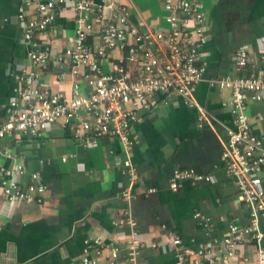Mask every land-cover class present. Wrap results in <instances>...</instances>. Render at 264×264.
Wrapping results in <instances>:
<instances>
[{"label": "crops", "instance_id": "obj_1", "mask_svg": "<svg viewBox=\"0 0 264 264\" xmlns=\"http://www.w3.org/2000/svg\"><path fill=\"white\" fill-rule=\"evenodd\" d=\"M204 1L207 73L195 93L198 106L189 107L174 95L168 105L141 116L133 129L139 141L131 153L138 180L131 181L124 173L127 155L116 139H103L85 149L69 131L55 124L43 138L0 140V164L23 165L25 184L31 173L39 172L48 187L43 204L24 203L15 211L0 195V264H74L81 258L84 240L92 237L123 245L130 229L115 227L112 221L123 217L126 209L138 222L140 238L146 244L143 264H175L171 232L179 235L190 253L206 244L204 230L194 218L196 212L211 218L214 236L221 239L231 224H249V209L221 162L226 128L233 126L230 108L224 104H229L232 94L211 86L210 81L238 74L234 66L239 49L249 52L256 67L260 64L264 0ZM133 3L137 19L151 21L165 14L160 0ZM22 8V0H0V123L16 86L10 73L28 66V50L17 20ZM74 28L75 13L68 9L56 23L57 35L48 33L57 51L70 44ZM122 56L116 52L111 61L118 64ZM104 68L110 71L111 63ZM55 73V69L51 71L45 82L60 88ZM203 113L207 114L205 122L200 120ZM248 114L254 133L264 139L263 107L249 101ZM184 168L210 175L211 182H185L179 191H172L173 172ZM128 188L135 195L130 202L123 198ZM151 188L158 191L146 196ZM241 255L256 262V245L244 246ZM99 261L107 263L105 257Z\"/></svg>", "mask_w": 264, "mask_h": 264}, {"label": "built area", "instance_id": "obj_2", "mask_svg": "<svg viewBox=\"0 0 264 264\" xmlns=\"http://www.w3.org/2000/svg\"><path fill=\"white\" fill-rule=\"evenodd\" d=\"M160 1L164 16L146 21L135 17L133 0H22L17 20L28 50V66L10 73L16 86L0 123V140L43 138L55 124L85 149L103 139H116L127 155L124 173L131 181L138 180L131 153L139 141L133 129L141 116L168 105L174 95L189 107H197L195 93L207 73L205 1ZM68 9L75 13V36L57 51L48 33L57 35L56 23ZM116 52L123 54L118 64L111 61ZM105 63H111L110 71L105 70ZM234 68L237 75L213 79L210 84L232 94L229 104H224L230 108L233 126L226 128L221 162L235 180L250 222L243 227L231 224L221 239L214 236L211 218L196 212L194 218L207 243L190 253L179 235L171 232L175 264H264V139L254 133L248 114L249 101L264 109V50L256 67L249 52L239 49ZM54 69L60 88L45 82ZM200 120L205 122L207 114ZM4 154L11 157L9 151ZM25 173L23 165L0 164V195L12 211L24 203L45 201L48 187L42 175L31 173L25 184ZM185 182L209 183L211 176L193 168L176 169L170 189L177 192ZM157 191L148 189L146 196ZM134 197L130 188L123 192L128 202ZM112 224L130 229L123 245L87 238L74 264H100L102 257L106 264H143L146 244L131 211L126 209ZM249 244L257 247L256 262L241 255Z\"/></svg>", "mask_w": 264, "mask_h": 264}]
</instances>
